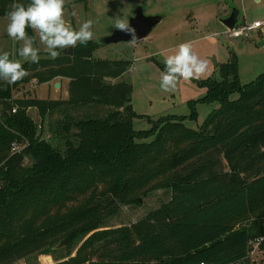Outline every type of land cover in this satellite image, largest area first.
I'll use <instances>...</instances> for the list:
<instances>
[{
    "label": "trees",
    "instance_id": "16d2710c",
    "mask_svg": "<svg viewBox=\"0 0 264 264\" xmlns=\"http://www.w3.org/2000/svg\"><path fill=\"white\" fill-rule=\"evenodd\" d=\"M29 2L0 0V18L12 3ZM99 46L78 44L71 57L38 63L20 58L29 75L15 84L0 80V229L5 236L0 264L45 251L62 253L54 250L56 231L89 217L95 224L105 220L114 211L107 208L126 203L140 166L162 155L172 191L167 207L131 229L97 232L84 245L85 259L61 264H250L253 242L263 239L264 252V228H237L236 222L253 197H264V73L241 84L233 57L221 67L220 80L199 83L206 96L190 102L192 121L197 103L220 104L201 129L187 127L184 117L166 116L150 130L136 132L133 121L141 116L131 105L132 86L106 82L123 76L130 64L95 61ZM64 79L70 80L68 100L15 98L32 81ZM234 94L237 100L231 99ZM30 109L48 122L50 140ZM146 139L151 142L136 141ZM15 143L20 152H12ZM26 159L31 168L23 165ZM100 185L107 187L104 192L97 191ZM81 202L82 208L70 209L64 220L33 228L38 217L55 214L60 204ZM15 220L25 230L13 235ZM83 232L88 231H77Z\"/></svg>",
    "mask_w": 264,
    "mask_h": 264
},
{
    "label": "rangeland",
    "instance_id": "374dc122",
    "mask_svg": "<svg viewBox=\"0 0 264 264\" xmlns=\"http://www.w3.org/2000/svg\"><path fill=\"white\" fill-rule=\"evenodd\" d=\"M138 7L143 8L146 16L163 18L150 36L135 47L129 43L102 45V40L113 30H117L113 27L114 19L120 16L128 17L130 21ZM233 10L240 11L239 27L251 26L258 22L262 27L252 31L245 38L230 37L222 21L228 18ZM65 19L74 28H78L81 23L89 19L95 22L94 37L91 41L100 45L93 54L95 61H118L130 64L129 70L123 76L107 78L106 82L109 84L125 82L132 86L131 105L141 116L133 121V129L136 132L150 130L153 127L152 122H157L166 116L184 117L187 127L194 130L201 129L209 115L220 108V104L197 103V120L192 121L189 119L192 113L190 102L206 96V88L199 83L211 78L220 80L221 67L231 62L233 57L238 60L241 84L248 85L264 73V0H66ZM7 23V18H0V53L6 51L16 60H21L18 50L22 42H14L7 35ZM27 32L28 35L32 34L40 58H49L45 46L39 41L38 34L31 28H28ZM182 42L192 43L194 52L208 61V70L199 79L180 80L174 92H164L160 88L162 70L158 64L165 65L166 56ZM58 51L63 50L58 49ZM57 82H63L62 88L54 87ZM69 84V79L55 80L47 84L32 81L25 91L16 92L15 98L28 97L45 102L68 100ZM238 98V94L231 97L232 100ZM29 115L42 127L46 140H50L48 122H43L36 109H30ZM136 141L148 143L151 139ZM12 152L14 153L13 150ZM166 162V156L162 155L142 164L140 166L142 168L136 172V184L128 192L126 203L111 209L107 208V212L112 209L114 211L99 224L93 223L89 217L85 221L56 231L55 234H60L55 241L60 243L67 240L62 253L53 254L45 251L16 264H61L77 256L85 259L87 250L84 245L97 232L131 229L154 212L165 209L172 196L166 175L168 174ZM32 164L31 160L26 159L23 165L31 168ZM105 188H107L105 185H100L97 191L104 192ZM140 199L143 201L142 204L139 203ZM74 207V210L82 208V202L60 204L56 213L49 215V218L47 215L38 217L33 223V228L48 226L57 222L59 218L64 220L69 210ZM236 224L237 228H264V197L259 195L253 197L249 211L240 217ZM24 230V226H20V221L15 220L12 234ZM79 230L88 232L77 233ZM0 238H5L1 229ZM69 238H72L71 242ZM254 248L255 244H251L250 264H254V260L257 261L256 264H264V252L260 250V245L258 249Z\"/></svg>",
    "mask_w": 264,
    "mask_h": 264
},
{
    "label": "clouds",
    "instance_id": "9594fccd",
    "mask_svg": "<svg viewBox=\"0 0 264 264\" xmlns=\"http://www.w3.org/2000/svg\"><path fill=\"white\" fill-rule=\"evenodd\" d=\"M65 4L66 0H30L27 5H10V10L6 13V32L14 42H22L18 55L24 61L38 63L40 60L39 49L34 46V38L28 35V28L38 34L40 43L45 46L51 59L60 57L62 52L58 49H74L78 43L86 45L93 39L95 22L89 19L74 28L65 19ZM113 27L131 35L128 42L131 46L135 47L140 43L135 28L129 25L128 17L117 16ZM164 64L165 69L160 77V88L164 92H174L180 80L199 79L208 70V61L194 52L191 42L177 45L166 56ZM28 75L20 60L10 59L9 52L0 53V80L15 84Z\"/></svg>",
    "mask_w": 264,
    "mask_h": 264
},
{
    "label": "water",
    "instance_id": "95a60500",
    "mask_svg": "<svg viewBox=\"0 0 264 264\" xmlns=\"http://www.w3.org/2000/svg\"><path fill=\"white\" fill-rule=\"evenodd\" d=\"M240 11L239 10H233L232 14L224 19L222 21V24L228 29V30H234L237 25L239 24V18H240ZM163 21V18L160 16L156 17H149L146 16L144 13L143 8L138 7L134 11V16L130 19L129 25L136 30V36L138 42H141L148 38L150 34L153 32V30L161 24ZM145 38V39H144ZM131 40V35L127 34L120 30H113L109 36L104 38L101 42L102 45H111V44H118V43H128ZM74 54V49H67L63 50L62 54L60 56L63 57H71ZM56 88L60 87V84H56ZM140 204H142V200H139ZM67 243V240H64L60 242L55 248V251H60L64 249L65 245Z\"/></svg>",
    "mask_w": 264,
    "mask_h": 264
},
{
    "label": "built area",
    "instance_id": "2783aa9c",
    "mask_svg": "<svg viewBox=\"0 0 264 264\" xmlns=\"http://www.w3.org/2000/svg\"><path fill=\"white\" fill-rule=\"evenodd\" d=\"M261 27H262V24L259 23V22L258 23H254L251 26L245 25V26H241V27H239V24H238L237 27L234 30H232V31L228 30V34L232 38H245V37L248 36L249 33H251L254 30L260 29ZM12 150L14 151V153L20 152L21 147L18 144L15 143L12 146ZM261 241L262 240H257V241L252 243V244H255V248H254L255 250L258 249Z\"/></svg>",
    "mask_w": 264,
    "mask_h": 264
},
{
    "label": "crops",
    "instance_id": "0c3cea01",
    "mask_svg": "<svg viewBox=\"0 0 264 264\" xmlns=\"http://www.w3.org/2000/svg\"><path fill=\"white\" fill-rule=\"evenodd\" d=\"M56 84H60V87L59 88H56L55 86H56ZM62 84H63V82L62 83H55L54 84V87L56 88V89H60V88H62ZM257 263V261L256 260H254V264H256Z\"/></svg>",
    "mask_w": 264,
    "mask_h": 264
}]
</instances>
